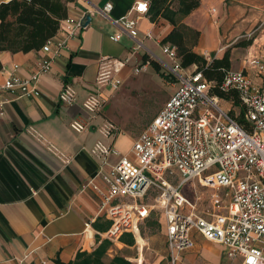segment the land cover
I'll return each instance as SVG.
<instances>
[{"label": "crops", "instance_id": "1", "mask_svg": "<svg viewBox=\"0 0 264 264\" xmlns=\"http://www.w3.org/2000/svg\"><path fill=\"white\" fill-rule=\"evenodd\" d=\"M136 1L76 0L70 3L69 16L56 36V39L67 38L68 44L53 58L49 73L40 78L39 96L11 94L1 87L15 66L19 76L31 77L42 58L53 57L56 46L29 53H0L3 66L0 108L4 112L0 115V264H58L57 260L69 263L79 252H92L106 239L104 234L111 223L105 216L98 215L100 200L85 186L100 167L98 157L92 152L95 145L110 143L112 139H107L102 132L105 120L88 113L84 103L98 86L101 58L124 59L131 53L136 40L128 34H124L119 43L110 39L111 34L120 30L111 18L127 15ZM108 3L113 5L111 18L98 12ZM210 8H216V14L218 8L222 14L224 8L232 10L230 17L224 14L221 20L223 23L228 20V25L229 21L239 22L235 36L258 32L252 45L236 48L226 44L214 21L216 14L211 15ZM87 15L92 17L91 23L68 35L67 31L71 32L74 26L67 20L81 23ZM183 21L201 32L195 51L207 60H210L207 52L212 60L222 58L226 50H231L232 70L241 71L247 68L248 59H264V0H202L200 7ZM171 30L172 26L166 21L153 23L148 15L140 17L137 41L142 42L143 47L121 71L123 81L146 54L159 63H173L161 47ZM248 72L255 79H261L255 71ZM68 86L76 93L71 105L60 100ZM74 121L87 123V128L81 133L74 131L71 128ZM111 161L115 162L113 157ZM199 188L197 185L196 192L202 196L200 206L209 205L208 191L210 194L213 191L200 192ZM161 222L159 220L168 255L166 228ZM193 236L195 245L184 254L185 264H195L197 258L202 264L204 261L219 264L221 258L227 264H235L228 258L225 246L208 241L197 232ZM143 240L147 242L144 237ZM150 245L147 243L141 255L142 264H165L162 245L153 240L152 251L146 252ZM123 250H134V253L123 254ZM115 256L129 261L137 259V240L133 246L120 239L113 242L107 260Z\"/></svg>", "mask_w": 264, "mask_h": 264}, {"label": "built area", "instance_id": "2", "mask_svg": "<svg viewBox=\"0 0 264 264\" xmlns=\"http://www.w3.org/2000/svg\"><path fill=\"white\" fill-rule=\"evenodd\" d=\"M112 9L113 5L108 3L98 12L111 18ZM148 9L147 0H138L127 15L111 18L120 30L111 34L110 39L119 43L128 34L136 43L124 59L101 58L97 77L101 89L115 91L121 87V71L143 47L137 41L138 22ZM216 11L209 10L211 15ZM67 22L74 26L71 32L67 31L68 35L81 27L80 22ZM67 44V38L50 40L44 49L55 45L53 57L42 58L29 78L19 76L15 66L1 88L20 96H39L40 78L49 73L53 58ZM161 47L173 62L166 64V69L169 76L178 78L175 91L132 143L128 155L121 156L115 147L120 131L113 122L102 128L112 142H98L92 151L100 167L85 188H91L98 196V215L111 223L104 236L113 243L126 233L132 234L138 249V258L132 262L142 264L147 242L143 240L141 225L156 213L166 228L168 264H185L184 254L195 245L194 232L225 246L232 263L264 264V86L261 79L248 72L253 70L259 78L264 77V59L253 57L248 59L246 69L227 71L220 86L224 92H239L247 109L244 125L222 107L220 98L211 93L213 83L197 67L186 73L175 46ZM142 63L134 70L149 65ZM75 98L70 86L60 95L67 105L73 104ZM98 107L99 100L94 95L84 103L90 114ZM0 115H4L1 108ZM71 128L81 133L87 123L74 121ZM111 157L119 159L112 162ZM178 175L179 180L174 183L167 178ZM190 182L197 183L193 198L182 191ZM197 185L213 191L209 205L200 206L202 196L196 192Z\"/></svg>", "mask_w": 264, "mask_h": 264}, {"label": "trees", "instance_id": "3", "mask_svg": "<svg viewBox=\"0 0 264 264\" xmlns=\"http://www.w3.org/2000/svg\"><path fill=\"white\" fill-rule=\"evenodd\" d=\"M76 0H4L0 3V53H29L42 50L50 40H55L62 28V22L69 16V4ZM148 17L151 22L166 21L172 26L162 44L176 47L177 58L183 68L196 66L205 79L213 83L211 93L231 105L229 111L240 123L246 125V107L242 104L238 91L224 92L220 89L227 71L232 69L231 51L227 50L222 58L207 60L195 51L201 38V32L187 25L183 20L197 10L202 0H147ZM253 39L247 40L241 47L252 45ZM142 64H149L162 77L161 64L150 55H144ZM0 60V70L2 69ZM240 108V112L235 111ZM153 215V214H152ZM160 225V224H159ZM109 227V226H108ZM124 244L133 246L132 234L120 237ZM112 242L103 240L92 252H79L69 263L58 264H136L125 257L115 256L107 260V253Z\"/></svg>", "mask_w": 264, "mask_h": 264}, {"label": "rangeland", "instance_id": "4", "mask_svg": "<svg viewBox=\"0 0 264 264\" xmlns=\"http://www.w3.org/2000/svg\"><path fill=\"white\" fill-rule=\"evenodd\" d=\"M231 11L230 8H224V14H227V18L230 17ZM222 13L223 11L218 8L214 21L222 37H224V42H226V44H233V47L241 48L240 45H242V43L250 39L254 41L258 36V32H252L246 36H235L239 22L229 21L230 24L228 25L227 20L223 23L221 15L224 14ZM207 56L211 60L208 52ZM160 64L164 77L158 74L150 65L146 68L139 66L137 70L129 73L130 75L123 81L119 89L115 91L111 90L110 93L107 94L105 93L106 90L101 89V86L98 85L96 90L89 95H94L99 100V107L92 115L101 116L105 120V123L113 122L118 127L120 135L118 136L115 147L121 156L129 154L132 143L159 114L165 102L169 100L178 85V78L169 76V71L166 69V64L171 63ZM186 69V73H190L196 69V66ZM261 81L264 86V77L261 78ZM221 105L227 111L232 109L231 105L225 100H221ZM240 110V108H237V110L235 109V111L238 112H240ZM113 159L117 161L119 157H113ZM167 178L174 183L175 180H179V175L175 177L176 179L173 177ZM199 190L200 192L207 191L206 188H199ZM182 191L184 195L190 198H193L196 194L194 193V184L191 182L186 184ZM208 194L210 195V191H208ZM159 224V216L157 217L156 213H153V215L141 225L142 236L146 239L147 243L151 244L150 250L148 249L146 252L152 251L153 240L162 245L165 250V253H163L165 256L164 263L168 264V260L166 259V257H168L167 250L166 247H164L165 235L162 233V226ZM198 241L202 242L200 239ZM122 253L132 255L134 250L131 252L123 250ZM201 254L202 250L198 251V257H201ZM195 264H202V262L197 258ZM204 264H206L205 261ZM219 264H227V262L226 260L224 261V258H221ZM237 264H239V262Z\"/></svg>", "mask_w": 264, "mask_h": 264}, {"label": "water", "instance_id": "5", "mask_svg": "<svg viewBox=\"0 0 264 264\" xmlns=\"http://www.w3.org/2000/svg\"><path fill=\"white\" fill-rule=\"evenodd\" d=\"M92 21V17L90 15H87L82 19L81 21V27L86 28Z\"/></svg>", "mask_w": 264, "mask_h": 264}]
</instances>
